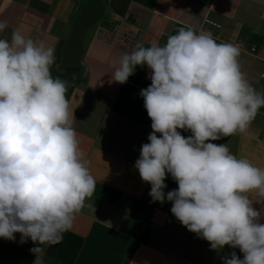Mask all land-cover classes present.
<instances>
[{"label":"clouds","instance_id":"obj_1","mask_svg":"<svg viewBox=\"0 0 264 264\" xmlns=\"http://www.w3.org/2000/svg\"><path fill=\"white\" fill-rule=\"evenodd\" d=\"M8 27L0 20V32ZM239 55L210 32L181 28L162 46L137 43L111 80L124 84L137 66L150 70L140 96L152 132L134 167L151 185L152 202H171L174 217L212 250L243 253L231 252L223 264H264V168L238 158L228 143L209 142L245 132L264 107ZM54 63L53 47L19 31L0 39V237L30 239L34 264L73 228L96 184L73 126L68 82L53 77ZM169 174L178 188L165 193Z\"/></svg>","mask_w":264,"mask_h":264},{"label":"crops","instance_id":"obj_2","mask_svg":"<svg viewBox=\"0 0 264 264\" xmlns=\"http://www.w3.org/2000/svg\"><path fill=\"white\" fill-rule=\"evenodd\" d=\"M87 2L0 0V20L9 25L0 39L10 41L15 30L54 48L51 72L68 82L73 126L96 180L73 228L59 243L45 246L43 264H223L222 257L233 251L243 259L238 248L212 250L174 217L171 202H152L151 185L134 167L152 132L140 96L151 84L150 70L137 66L124 84L112 81L111 75L137 43L162 46L179 29L191 28L210 32L217 43L236 46L245 78L264 94V0H103L101 18L85 36L81 65L64 67L62 49ZM205 18L221 29L205 28ZM178 131L185 137L192 134ZM209 142L228 143L238 158L264 168V107L245 132ZM165 184V193L178 188L170 174ZM15 237V242L0 237V264H34L30 249L37 245L30 239L19 243V233Z\"/></svg>","mask_w":264,"mask_h":264},{"label":"water","instance_id":"obj_3","mask_svg":"<svg viewBox=\"0 0 264 264\" xmlns=\"http://www.w3.org/2000/svg\"><path fill=\"white\" fill-rule=\"evenodd\" d=\"M103 0H88L85 7L76 16L68 41L62 49V65L75 68L81 65L84 53V39L87 32L100 20Z\"/></svg>","mask_w":264,"mask_h":264},{"label":"built area","instance_id":"obj_4","mask_svg":"<svg viewBox=\"0 0 264 264\" xmlns=\"http://www.w3.org/2000/svg\"><path fill=\"white\" fill-rule=\"evenodd\" d=\"M203 25L205 26V28H209V29H214V30L221 29V25L219 23L213 21L210 18H205L203 21ZM196 33L199 34L201 32H196ZM249 52L255 53V48H250Z\"/></svg>","mask_w":264,"mask_h":264}]
</instances>
